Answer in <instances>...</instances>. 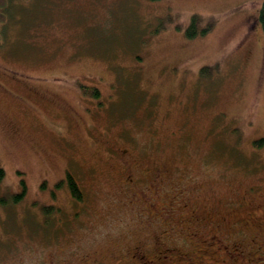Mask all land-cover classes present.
<instances>
[{
  "label": "rangeland",
  "instance_id": "374dc122",
  "mask_svg": "<svg viewBox=\"0 0 264 264\" xmlns=\"http://www.w3.org/2000/svg\"><path fill=\"white\" fill-rule=\"evenodd\" d=\"M262 1H7L0 264H264Z\"/></svg>",
  "mask_w": 264,
  "mask_h": 264
},
{
  "label": "trees",
  "instance_id": "16d2710c",
  "mask_svg": "<svg viewBox=\"0 0 264 264\" xmlns=\"http://www.w3.org/2000/svg\"><path fill=\"white\" fill-rule=\"evenodd\" d=\"M7 1L6 2L4 0L0 1V24H3L4 19H7V16H9V14H8L9 9L7 10V7H6ZM257 20H258V23L261 27L262 33L264 35V0L262 1L260 8L258 10ZM200 22H201V19L199 16H197V15L191 16L189 25L187 26L186 31H185L187 37L193 38L195 35H197ZM158 27H160V25H158ZM204 32H205V30H201L200 34H203ZM208 72H209V68H207V67H204L200 70L201 75L206 74ZM92 95L95 98H98L99 93L96 90H92ZM252 143H253L254 147H262V146H264V138L254 140ZM3 176H4V171H3V169L0 168V180L3 178ZM20 183H21V190L16 194L6 195V196H8L7 198H5L6 196H3L0 199L1 205H4L6 202L17 203L22 199V197H24V195H25L24 193L26 191V186H25V183L23 180H21ZM62 186L67 187V189H68V191H69V193H70V195L74 201H81L82 200V194H81L80 188H79L77 182L75 181V179L73 178L72 174L68 171H66L64 178L57 181L53 185L51 193L53 194L56 189H59ZM41 188L43 189L44 185H41ZM5 199H7V201H5ZM41 211L44 213V215L46 216V219L48 220V217L51 214L50 207H43ZM45 224L47 225L48 223H45Z\"/></svg>",
  "mask_w": 264,
  "mask_h": 264
}]
</instances>
